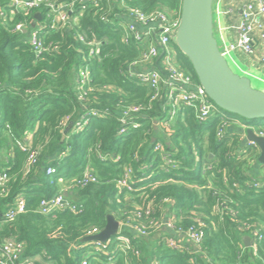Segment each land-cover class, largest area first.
Instances as JSON below:
<instances>
[{
	"label": "trees",
	"instance_id": "1",
	"mask_svg": "<svg viewBox=\"0 0 264 264\" xmlns=\"http://www.w3.org/2000/svg\"><path fill=\"white\" fill-rule=\"evenodd\" d=\"M64 1H75L77 11L70 26L45 31L46 45L59 49L51 47L40 57L31 47L33 28L27 23L34 15L0 17V174L10 178L5 192L0 191V240L24 245L23 264H81L98 247V242L82 240L95 229L102 232L114 215L131 244L128 248L110 239L114 247L109 250L116 252L113 264H264V166L262 177L253 173L259 150L244 146L240 133L227 129L218 135L224 115L228 126L241 120L263 134L264 120L247 121L216 108L202 123L193 108L182 104L171 120L165 101L154 99L152 88L137 77L145 68L168 77L165 55L147 62V44L135 38L124 42L129 9L161 11L177 20L183 0H100L98 6L89 0L84 5ZM21 22L28 33L16 31ZM80 35L87 42H102L97 57H89ZM171 49L176 67L199 84L190 60L175 43ZM85 67L92 75L84 90L78 76ZM135 108L140 129L121 134L123 113ZM159 143L165 147L163 155L155 150ZM32 152L37 160L26 175ZM49 168L55 172L48 174ZM87 170L98 182L79 187ZM129 170L132 192L119 187ZM66 190L75 212H40L44 199ZM20 197L25 213L8 220ZM166 218L184 231L202 230L201 245L186 239L183 249H174L166 243L168 232L161 231L163 238L156 240L153 232L147 239L132 229ZM245 237L252 239L251 247ZM107 260L100 253L90 261Z\"/></svg>",
	"mask_w": 264,
	"mask_h": 264
},
{
	"label": "built area",
	"instance_id": "2",
	"mask_svg": "<svg viewBox=\"0 0 264 264\" xmlns=\"http://www.w3.org/2000/svg\"><path fill=\"white\" fill-rule=\"evenodd\" d=\"M88 0H80V3L84 5V2ZM92 3L99 5L100 0H89ZM220 5H224L228 0H216ZM215 1V2H216ZM233 6L228 10L229 13H233L236 9L241 14V21L237 27L238 38L234 41L226 42L222 41L220 45V51L222 55L228 60L232 59L233 53H240L248 57L252 63L260 65L262 72L264 73V0H231ZM110 4L120 3L124 4L126 0H108ZM83 9V8H82ZM75 1L69 2L64 0H4V5L0 4V17L6 18L8 15L16 16L18 14H24V16L30 17L34 15L32 22L27 21L30 27L33 28L31 33V47L38 57L43 53L49 51L51 47L55 50L59 49V46L51 44L49 47L46 45L44 33L46 30L55 31L62 30L70 26L72 17L76 13ZM42 14V20L36 18V14ZM27 17V18H28ZM47 19L48 23L43 24V21ZM103 21H109L107 16H104ZM129 24L127 26L126 33L124 35V42L130 43L132 38L137 41L144 42L147 44V49L144 52L143 58L147 62H151L159 58L162 54L165 55V63L168 67L170 75L163 77L160 72L156 70H150L145 68L143 72L138 74V78L142 83L148 84L152 91L155 93L154 99L161 97L165 101V110L167 109L168 115L173 120L177 114L179 105H185L186 107L193 108L195 110L196 118L200 122H206L210 117L215 114L216 108H218L207 96L204 88L200 84H196L193 78L181 71L176 67L174 61V53L172 52L171 45L176 44V37L178 28L180 25V18L177 20L170 19L165 13L157 11L151 14H145L140 9H129L127 16ZM74 20V19H73ZM16 31L29 32L27 24L24 22L19 23L16 26ZM82 43H86L89 46V57L95 58L99 55L102 47V42L98 39H92L87 42L84 35L79 36ZM91 70L88 67L82 68L78 76V84L87 89L89 82L91 81ZM86 95V91H85ZM139 113V109L135 108L129 112L123 113L122 116V129L121 134L128 133L130 130H138L141 125L134 115ZM223 125L221 126L218 135L221 137L228 129L226 123L227 116H223ZM243 129H257L256 127L250 126L241 120L235 121ZM236 124V125H237ZM156 125H158L156 123ZM161 126L166 129L169 128L168 122L161 123ZM79 127H82L80 125ZM257 135L264 137L262 132H256ZM23 149L29 148V145L20 144ZM27 146V147H26ZM248 147L258 148L255 142L248 141ZM156 151L165 153V147L162 143H159L155 147ZM260 153V152H259ZM164 159L168 164L174 165L175 163L164 156ZM37 160V153L32 152L28 160V170L26 175L30 174L32 167L35 165ZM54 169L49 168L48 174H53ZM132 177V171L129 170L125 176V179L119 183L121 189H127L132 192L134 189L130 184ZM10 181L9 176L6 173L0 174V191L3 193L7 189ZM98 178L94 176L89 170L86 171L85 176L82 180L78 181L79 187H87L92 183H97ZM258 186V185H256ZM69 193L66 190L51 199H44L40 205V212L45 215H51L58 211L69 209L75 212L76 206H74L64 193ZM0 194V198L4 194ZM26 211L25 199L20 197L12 210L7 214V219L13 221L17 215L23 214ZM154 225L162 228V231L168 232L166 236V243L174 249H183L185 244L183 240H186L194 246H200L204 237L202 230H196L194 228L184 231L181 228H177L172 219H165L160 223H149V225L136 227L132 226V229L137 232L138 235H146L147 232L152 233ZM123 224L120 223V233L118 236L113 237L117 241L124 242L128 248L131 244L128 238L121 235ZM130 227L129 225H126ZM101 233V231L95 229L88 235L94 236ZM256 237L260 235L256 232ZM91 242L86 243L90 245ZM111 240L106 243L98 242L95 248L96 252L92 253V256H97L100 253H105L108 256V264H113V258L116 252H110L111 246H113ZM93 250V248L91 249ZM24 254V245L16 241H2L0 240V264H23L22 255ZM86 255L82 260L81 264H92L91 257ZM96 259V258H95ZM34 260H29L26 264H31Z\"/></svg>",
	"mask_w": 264,
	"mask_h": 264
},
{
	"label": "water",
	"instance_id": "3",
	"mask_svg": "<svg viewBox=\"0 0 264 264\" xmlns=\"http://www.w3.org/2000/svg\"><path fill=\"white\" fill-rule=\"evenodd\" d=\"M215 1L183 0L176 45L190 60L199 84L219 109L247 121L264 120V92L254 89L248 78L236 74L220 51L214 32ZM36 18L42 20V14L37 13ZM71 129L72 124L66 134ZM245 130L248 141L258 145L261 152L258 163L264 166V137L257 135L253 129ZM212 158L213 155L210 156ZM64 195L69 197L67 192ZM119 233V221L114 215H109L105 229L84 238L82 243H106ZM244 241L247 247L253 245L250 237H245Z\"/></svg>",
	"mask_w": 264,
	"mask_h": 264
},
{
	"label": "crops",
	"instance_id": "4",
	"mask_svg": "<svg viewBox=\"0 0 264 264\" xmlns=\"http://www.w3.org/2000/svg\"><path fill=\"white\" fill-rule=\"evenodd\" d=\"M233 6L232 1L228 0L226 1V3L224 5H220L218 3V1H216L214 3V10L216 11L217 15H218V20L215 22L214 20V32L218 33L219 35V40L218 42H222V41H226V42H230V41H234L238 38V32H237V27L240 24L241 21V14L240 12L238 14L237 10L235 9L233 13H229L228 14V10ZM221 17L224 18L225 24L223 25L221 23ZM216 36V35H215ZM218 40V39H217ZM240 54V53H237ZM243 57L246 58L247 62L249 63V65L252 68H255L256 70H260L262 72V68L260 67V65L258 64H253L252 61L246 57L243 54H240ZM235 122V124H232L231 126L228 127L229 131H234L237 133H240L242 135V141L244 146L248 145V139H247V133L246 130L243 129L241 126H239V124H237ZM254 132H258V130L253 129ZM260 152V151H259ZM261 152L259 153L260 156ZM253 173L256 176L262 177L261 173V166L259 165V163L254 164L253 166ZM165 231V230H164ZM166 232V231H165Z\"/></svg>",
	"mask_w": 264,
	"mask_h": 264
},
{
	"label": "rangeland",
	"instance_id": "5",
	"mask_svg": "<svg viewBox=\"0 0 264 264\" xmlns=\"http://www.w3.org/2000/svg\"><path fill=\"white\" fill-rule=\"evenodd\" d=\"M218 18L219 17L217 15L216 11L214 10V20H215V22L218 20ZM47 23H48V20L45 19L43 21V24H47ZM221 23L223 25L225 24V21H224L223 17H221ZM215 35H216V38L218 39V41H220L219 40V35H218L217 32L215 33ZM219 43H220V45L222 44V42H219ZM232 59L233 60L228 58V63L230 65V67L232 68V70L236 74H238L239 76L248 78L251 81L252 87L254 89L264 92V73L261 72L260 70L258 71L255 68H252L249 65V63L247 62L246 58L243 57L240 54L233 53L232 54ZM256 130H258V129H256ZM151 231L154 233V236H155L156 240L157 239L161 240L163 238V236L161 234V231H162L161 227H159L157 225H154V228ZM142 236L144 238H147V237L149 238L151 236V234H150V232H147L146 235H142Z\"/></svg>",
	"mask_w": 264,
	"mask_h": 264
}]
</instances>
